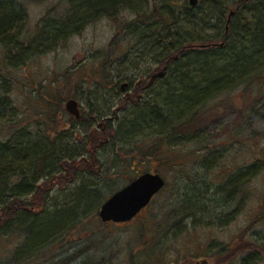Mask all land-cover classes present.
<instances>
[{
	"label": "rangeland",
	"instance_id": "obj_1",
	"mask_svg": "<svg viewBox=\"0 0 264 264\" xmlns=\"http://www.w3.org/2000/svg\"><path fill=\"white\" fill-rule=\"evenodd\" d=\"M17 1L25 9V25L21 34L12 36L13 48L0 43V95L8 91L21 126L48 130L46 123L51 117L61 129L70 130L74 125L79 141L72 144L91 158L92 170L96 163L109 164L116 167L109 174L122 178L104 183L102 177L80 171L83 164L77 162L65 166L60 177L43 185L44 189L40 188L32 199L33 208L41 207L45 202L42 192L47 194L38 220L52 224L55 212L63 207L71 208L76 216L73 223L64 224L58 232L65 221L53 225V231L43 225L34 229L31 239L40 242L46 238V244H38L29 264H53L72 255L75 257L69 264H142L156 248L152 247L155 242L171 262L180 253L194 259L200 254L216 256L215 264H242V259L249 256L241 253V245L247 241H255L264 250V56L251 57L252 69L243 73L233 63L229 68V77L235 79L233 85L197 102L201 107L196 123L181 132L172 130L165 137L170 124L165 134L157 135L158 127L152 125L151 119L145 124L139 121L141 125L134 123L136 112L145 106L136 101L123 103L114 85L137 71L153 69L164 55L157 46H134L130 38L133 29L125 28L137 18L135 10L151 13L155 0H131L132 8L120 11L116 18L96 16L86 8L88 0ZM174 1V14L179 16L181 27L178 37L204 38L224 30L223 24L217 28L218 19L223 20L218 3L199 0L197 6H191L190 14L183 0ZM115 36L118 43L110 48ZM226 52L222 58L211 55L214 58L208 61L217 60L210 65L213 69L231 64ZM104 61L113 63L112 87L99 80ZM241 62L244 64V60ZM157 90H153L151 101L161 94ZM50 91L61 102L50 101L46 106L40 97ZM70 98L80 102L86 116L76 125L65 109ZM41 120L46 123L39 124ZM101 142L104 143L97 148L95 144ZM151 146L160 148L158 156L149 154ZM164 157V164L154 165L156 159ZM133 162L137 165L132 169ZM138 167L161 172L167 182L165 187L133 222L103 223L98 216L100 205L128 185ZM84 184L97 186V196H107L100 197L96 215L90 207L91 197L79 195ZM24 220L16 217L14 226L0 237L2 264L15 256H27L21 250L26 247L31 220ZM154 235L157 236L153 238ZM148 238H153L152 245ZM48 244L54 245L49 256ZM263 250L252 253V262L264 263ZM46 253L47 257H42Z\"/></svg>",
	"mask_w": 264,
	"mask_h": 264
},
{
	"label": "trees",
	"instance_id": "obj_2",
	"mask_svg": "<svg viewBox=\"0 0 264 264\" xmlns=\"http://www.w3.org/2000/svg\"><path fill=\"white\" fill-rule=\"evenodd\" d=\"M183 1L186 11H192L193 8L189 4V0V5L186 3L187 0ZM211 1L220 5L219 13L223 15L222 21L218 19L217 28L220 24H223L224 30L216 36L209 34L204 36V38H196L188 35L185 37L186 39L178 37L177 34L181 27L179 25V16L174 14V0H155L154 9L151 13L135 10L138 14L137 18L125 26L129 30L133 29L130 33V38L134 40V46H157V49L164 53L163 57L159 59L160 65H164L168 61L165 78L159 80L153 89H158L157 92L161 91V94L157 95L154 101H151V98L144 101H136L138 105L145 107L136 112L138 116L133 119L134 123L137 122L140 125L141 122L145 124L147 120L151 119L152 125L158 127L156 129L157 135L165 134L169 124L170 132L166 133L165 137L169 136L172 130L181 132L186 127H190L191 124H195L201 107L197 102L233 85L235 79L229 77L231 73L229 68L233 66V63L236 70L243 73L247 70L250 71L249 68L252 69L251 57L254 55L264 56V0L260 3L254 0ZM87 3L89 4L86 8L91 9L96 13V16L106 15L113 18H116L120 11L132 8L131 0H88ZM146 4L148 5L147 2ZM231 10L234 11L232 16H230ZM226 15L227 18L228 16L231 17L229 23H227V19L224 21ZM25 17L26 12L22 3L19 5L17 0H0V43L8 49L14 47L12 36L21 34L25 25ZM52 25L56 24L53 23ZM64 25L61 24V27H64ZM226 28H228V31ZM110 41V48L115 43H118L116 36ZM225 51H227L226 54L228 53L231 56V64H226L227 66L224 65L222 67L217 65L218 67L213 69L210 65L212 62H217V60L208 61L211 55L216 58H222V53ZM246 59L247 61H245ZM243 60L244 64L241 62ZM195 62H199V64L196 65ZM112 64V61H104L99 70L101 78L98 79L106 87H112L111 84L115 80L114 75L110 72L112 71ZM153 90L150 94L154 96L155 92ZM53 95L54 91H50L47 96L43 97L41 94L40 99L46 106L50 101L52 103L61 102V99L54 98ZM50 97H52L51 100ZM122 102L126 103V105L135 103L126 102L125 100ZM15 108L16 106L9 100L8 91L2 92V95H0V135H5L6 137H0V237H4L9 228L14 226L13 221L16 217L20 220L25 219L24 222L31 220L29 225L31 230L28 227V231H26L28 234L26 247L21 250L22 254L27 256L25 258L15 256L10 262L6 263L29 264L34 251L39 246L38 244H46V238L40 242L31 239L34 229L43 225L47 228V231H53V225H61L65 221L56 230L58 232L64 224L73 223L76 216L71 208L63 207L55 212L52 224H46V222L38 220L40 218L38 214L42 210L41 208H44V203L47 200V194L43 191L45 202L42 201L41 207L33 208L32 199L39 193L40 188L44 189L43 185H47L51 180L54 181V178L60 177L61 171L64 170L65 166H72L77 162L83 164L82 168H79L80 171L90 172L97 178L102 177L100 180L104 183L111 181V178H115L109 172L116 169V167L109 164L104 167L102 166L104 163H96L92 170L90 167L91 158H87L84 153H80L77 150V145L72 144L73 141H79V131L75 130L76 127L74 125L70 126V130L61 129L59 125V127L57 126L55 118L51 117L49 123L44 120L39 122V124L46 123L48 130H44L41 127L33 130L30 127L21 126L20 122L15 118L17 116L14 115L16 114ZM181 117H184L183 120H180ZM83 118H86V116L82 115L80 119H76L71 115L69 119L72 120V124L76 125ZM102 143L104 142L95 145H98V148ZM69 149L70 151L72 150L71 153L68 152ZM160 151V148L151 146L149 154L158 156ZM160 159L164 163L166 162L165 157ZM35 171L37 174L35 173L33 176L32 172ZM117 178L122 179L120 176L115 179ZM129 179L131 181L133 177ZM40 180L44 181L38 185ZM113 187L116 188V185ZM81 189L79 195L89 199L91 197L90 202L92 204H90V207L93 206L94 215H96L99 208L98 205L101 203L100 197L105 199L107 196H97L99 191L97 186H85L84 184ZM32 210H37V213H33ZM108 224L118 225L112 222H108ZM155 236L157 235H154L153 238ZM30 240L31 243L29 242ZM45 246L50 247L46 252L48 256L51 255L54 245L48 244ZM153 246L156 248H151L152 250L148 253L149 257L144 259L142 264H163L167 262L165 254L163 256L164 251L159 248V242L153 243ZM241 246L244 249L241 250V253L249 255L242 259V264L257 263L256 261L252 262V253H262V246L255 241H247ZM47 253L42 257H47ZM225 256L229 257V254ZM74 257L75 255L68 256L53 264H69ZM0 264H2L1 261Z\"/></svg>",
	"mask_w": 264,
	"mask_h": 264
},
{
	"label": "water",
	"instance_id": "obj_3",
	"mask_svg": "<svg viewBox=\"0 0 264 264\" xmlns=\"http://www.w3.org/2000/svg\"><path fill=\"white\" fill-rule=\"evenodd\" d=\"M198 1L189 0V4L195 7ZM232 15L233 11L230 12V16ZM165 71L166 67L157 70L152 75L149 83L156 77L165 76ZM120 85L123 89L127 85V81H123ZM65 109L76 119L81 117V110L79 109V101L77 99L70 98L65 104ZM165 183L164 177L159 173H143L138 178L130 181L128 185L118 189L100 205L99 218L106 224L111 221L114 223L129 222L142 208L148 206L153 196L161 191ZM203 262L206 261L203 260Z\"/></svg>",
	"mask_w": 264,
	"mask_h": 264
},
{
	"label": "flooded vegetation",
	"instance_id": "obj_4",
	"mask_svg": "<svg viewBox=\"0 0 264 264\" xmlns=\"http://www.w3.org/2000/svg\"><path fill=\"white\" fill-rule=\"evenodd\" d=\"M231 11H233V10H231ZM233 15H234V11H233ZM230 20H231V17L228 16L227 23H229ZM226 29H228V28H226ZM216 45H218V44H216ZM167 65H168V61H166L165 64L162 65V66L160 65V63H158V64L155 65V67L153 69L148 67L145 70H141V71L135 72L134 74L129 76V78L127 77L125 79L127 81V85L123 89H122L121 85L119 84V82H115L114 85L118 86V91L117 92L123 96V97L121 96V99L125 100L126 102H135V101H144L146 99L152 98L153 95H151L150 92L154 89V87L156 86L157 82L159 80H161V79H164L165 77L164 76L163 77H156L151 83H149V81L151 80L152 75L157 70H161L164 67L167 68ZM79 109L81 110V116L84 115V110L82 109V107L80 105V102H79ZM156 160L157 161H155L154 165L157 166V167H159L162 163H164L163 161H161V159H156ZM136 165L137 164L133 162L132 163V169L134 167H136ZM155 170L156 169H154V170L152 169V170H149V171H143V169L138 167V169L134 171L136 176L132 180L138 178V176H140V175H142L143 173H146V172L159 173L158 171H155ZM159 174H161V172ZM164 179H165V177H164ZM165 182H166V179H165ZM166 183H165V185H166ZM158 194H159V192H158ZM158 194L153 196V198L151 199V202L153 201V199ZM151 202L148 204V206L142 208L140 210V212L133 219L129 220V222H119V223H115V224L119 225V224H127V223H130V222H133L134 220H136L140 216L141 213H143L145 210H147L149 208ZM112 223H114V222H112ZM152 241H153V238L152 239H149V238L147 239V242H148L149 245H152ZM200 256H203V254H200L198 257H196L197 259H194L191 256H181V254L178 253L177 257H175V261L171 262L169 260L167 262H164L163 264H212V263L215 264L214 260H215L216 256H212V255H210L209 257H200ZM203 260H205L206 262H203ZM229 264H234V263L231 262Z\"/></svg>",
	"mask_w": 264,
	"mask_h": 264
}]
</instances>
